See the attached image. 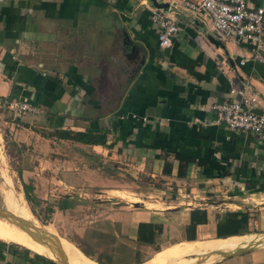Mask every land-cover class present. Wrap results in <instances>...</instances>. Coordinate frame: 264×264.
Here are the masks:
<instances>
[{
	"label": "crops",
	"instance_id": "0c3cea01",
	"mask_svg": "<svg viewBox=\"0 0 264 264\" xmlns=\"http://www.w3.org/2000/svg\"><path fill=\"white\" fill-rule=\"evenodd\" d=\"M156 1L170 7L180 27L169 49L158 46L148 0H0V125L20 162L35 161L33 168L22 166L24 174L48 168L57 184L77 189L86 184L74 186L75 176L86 174L89 186L107 192L122 188L126 175L161 180L165 187L158 194L170 192V201L134 204L132 216L105 218L118 224L126 242L141 245L142 264L215 242L217 248L192 261L246 260L264 251V148L259 136L214 125L210 107L238 100L229 95L231 82L238 88L248 83L264 100V64L249 60L247 45L210 43L209 22L183 10L186 0ZM248 5L264 9V0ZM216 61L228 65L221 71ZM11 100L39 106L38 121H29L35 119L30 115L12 121L6 104ZM63 132L93 133L105 144L62 139ZM194 210L204 211L206 222L189 230ZM228 217L231 229L221 232L235 235L217 238V225ZM141 223L154 226L151 244L137 241ZM11 243L0 238V264H59L32 246ZM130 248L120 243L115 263L135 264ZM262 259L254 264H264Z\"/></svg>",
	"mask_w": 264,
	"mask_h": 264
},
{
	"label": "rangeland",
	"instance_id": "374dc122",
	"mask_svg": "<svg viewBox=\"0 0 264 264\" xmlns=\"http://www.w3.org/2000/svg\"><path fill=\"white\" fill-rule=\"evenodd\" d=\"M2 112L5 115L7 111ZM11 113L12 121H20L18 116ZM38 116H32L35 119L29 121H38ZM4 132V126L0 125V211L10 212L20 221L28 218L41 226H52L59 236L68 237L69 240L79 243L101 264H119L115 262H119L120 243L128 244L129 249L130 247L135 248L133 250L136 252L135 264L144 262V256L142 257L144 250L141 245L126 242L118 224L108 222L105 218L109 215L120 216L121 214L132 216V213H135L134 204L145 205V202L170 201V192L158 194L162 187L161 180L149 178L135 181L133 176L126 175L121 177L126 181L122 183V188H119L117 192H107L89 186L86 174L77 175L73 180L74 186H78L79 182L86 184L80 189L57 184L56 174L46 172L48 168L24 174L22 171L30 168L31 165L33 168L35 161L29 160L28 164L21 163L17 158L14 142L5 136L7 132ZM81 164L84 165L82 169L86 171L88 164L84 162ZM50 209L52 212L49 211ZM20 228L11 218L0 217V238L14 243L15 240L6 239L1 234H15L21 231ZM187 247L181 249L180 252L184 253ZM184 257L181 254L177 259ZM200 257L199 260L205 258ZM258 257L263 258L264 262V251L252 252L243 261H240V256L231 257L226 259L224 264H239L240 262L254 264L253 260ZM212 259L215 261L219 257L213 256L210 260ZM197 261L193 263L187 260L186 263L198 264Z\"/></svg>",
	"mask_w": 264,
	"mask_h": 264
},
{
	"label": "built area",
	"instance_id": "2783aa9c",
	"mask_svg": "<svg viewBox=\"0 0 264 264\" xmlns=\"http://www.w3.org/2000/svg\"><path fill=\"white\" fill-rule=\"evenodd\" d=\"M182 9L195 16H202L210 25L211 35L219 42L234 41L238 45L249 47V60L264 64V9H251L248 0H186ZM151 23L158 30L157 42L161 49L172 47L174 40L180 32L178 22L173 11L154 8L151 13ZM248 59H241L239 65L243 66ZM228 65L224 61H216V66ZM231 97L238 100L214 103L210 109L215 113L214 125L224 124L235 134H251L259 136L264 148V100L256 94L248 84L240 88L231 82L229 91ZM7 108L16 116H37L42 109L26 100H11ZM260 109L261 113L254 110Z\"/></svg>",
	"mask_w": 264,
	"mask_h": 264
},
{
	"label": "bare ground",
	"instance_id": "6f19581e",
	"mask_svg": "<svg viewBox=\"0 0 264 264\" xmlns=\"http://www.w3.org/2000/svg\"><path fill=\"white\" fill-rule=\"evenodd\" d=\"M22 222H25L28 225L35 227L38 232L41 231L46 237H50L51 241L54 242L55 244H58L61 250L57 252L56 250L50 249V247L48 246L50 245L49 242L47 243V245H45L35 240L33 237L30 236L31 234H28L27 232L29 230L28 228H26L27 230L20 228L21 231L15 232V234L2 233L1 235L7 237L8 239L16 240L21 243L32 246L33 248L37 249L39 252H42L43 254L48 255L49 257L53 258L54 261L56 260V262H58L59 264H62V263L63 264H66V263L67 264H92V262L88 260L83 254H81V252L78 251L70 242H68L63 237L59 236V234H57V232L54 230L52 226H41L40 224L35 223L28 218L22 219ZM29 231H33V230L30 229ZM219 245H220L219 242L205 244V245L193 244V246L186 248L185 249L186 251L184 253L179 252L175 258L172 256L171 253H169L166 255H162L158 258H155L147 262L146 264H167L173 258L175 260V262H173L174 264H184L187 262V260L192 261L191 258H195V256L202 255V253L205 251L215 249ZM181 254H183L185 257L181 259H177V257H179Z\"/></svg>",
	"mask_w": 264,
	"mask_h": 264
},
{
	"label": "trees",
	"instance_id": "16d2710c",
	"mask_svg": "<svg viewBox=\"0 0 264 264\" xmlns=\"http://www.w3.org/2000/svg\"><path fill=\"white\" fill-rule=\"evenodd\" d=\"M62 139H67V140H73L82 144H96V145H104L105 143V138L103 136H99V135H94L93 133H88V132H84V133H75L72 134L70 132H63L59 134ZM64 207V206H63ZM50 212H52V209L49 210ZM206 213L204 211L201 210H194L190 213V224L188 225V229H192L194 230L195 227L198 224H203L206 222V220L204 219ZM239 216L237 213H232L229 214V217H236ZM243 217H245L244 215H242ZM37 219H39V217L35 216ZM228 217V219L226 220V222L224 224H220L217 225V238H222V237H226V236H231V235H235V232H221V229L225 228H229L231 229V225H232V220ZM41 221V220H40ZM154 226L153 225H147V224H139L138 226V235H137V241L144 243V244H151L153 242V238L155 236V233L151 230ZM160 228V227H159ZM160 233V232H159ZM194 237H187V240H193ZM12 245H16L11 243ZM19 246V245H16ZM21 247V246H19ZM78 247V246H77ZM22 248V247H21ZM27 252H30L29 250L25 249ZM50 264H55L53 261L51 260H47Z\"/></svg>",
	"mask_w": 264,
	"mask_h": 264
},
{
	"label": "water",
	"instance_id": "95a60500",
	"mask_svg": "<svg viewBox=\"0 0 264 264\" xmlns=\"http://www.w3.org/2000/svg\"><path fill=\"white\" fill-rule=\"evenodd\" d=\"M148 1H150L152 3L153 7L156 9H167L168 8L167 4H160L156 0H148ZM207 39L210 43H212L216 47L221 46V44L218 41H216L211 35H208ZM135 207H137V206H135ZM0 217L4 218V219L11 218V220H13V222H16V224L24 230H27L26 228H28L29 230L32 229L33 231L28 230L27 232H28V234H31L30 236L33 237L35 240H37L40 243H43L45 245H47V243L49 242L50 245H48V246L50 247V249L56 250L57 252L61 250L60 246L58 244H55L54 242H52L50 237H46L41 231L38 232L35 227L28 225L25 222L20 221L15 216H13L10 212L0 211ZM19 222H21L22 224ZM239 252H241V250Z\"/></svg>",
	"mask_w": 264,
	"mask_h": 264
}]
</instances>
